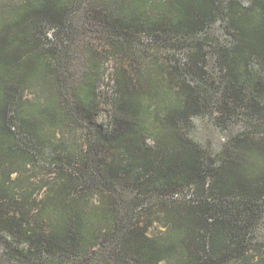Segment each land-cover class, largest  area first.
I'll use <instances>...</instances> for the list:
<instances>
[{
    "label": "trees",
    "instance_id": "16d2710c",
    "mask_svg": "<svg viewBox=\"0 0 264 264\" xmlns=\"http://www.w3.org/2000/svg\"><path fill=\"white\" fill-rule=\"evenodd\" d=\"M77 23L104 32L110 49L99 56L93 41L81 46L75 56L85 54L88 69L63 89L60 66ZM212 24L226 37L212 50L240 89L252 62L264 68V0H0V227L32 246L29 257L47 248L65 264H95L115 242L131 264H264L258 223L227 212L237 200L251 210L263 196L264 137L228 138L217 161L185 131L201 107L190 73L204 72L207 50L197 40ZM104 104L107 124L96 121ZM250 110L264 115V98ZM75 119L97 125V156L102 147L112 154L96 160L107 191L87 192L75 174L53 173L54 162L48 179L35 178L41 153L54 147L47 131ZM89 151L71 159L90 164ZM126 179L139 197L182 185L202 197L175 205L174 193L150 235L152 220L141 224L117 205L115 184Z\"/></svg>",
    "mask_w": 264,
    "mask_h": 264
},
{
    "label": "rangeland",
    "instance_id": "374dc122",
    "mask_svg": "<svg viewBox=\"0 0 264 264\" xmlns=\"http://www.w3.org/2000/svg\"><path fill=\"white\" fill-rule=\"evenodd\" d=\"M78 26L79 24L75 27L74 38L72 41H69L67 55L64 56L65 62L60 66L61 75L64 77L63 89L68 88L73 83L79 82L86 69H88L86 55L75 56V53L81 46L85 47L89 41H93V45L99 52V56L106 55L110 49L107 42H104L105 40L100 38L104 35V32L95 33V31L86 30L84 27ZM225 39L226 37L222 35L221 30L216 24L210 25L205 34L199 37V40L196 39L207 50L206 57L202 62L204 72L194 69L190 73V79L198 89L196 91L199 95L201 107L199 111L194 112L189 127L185 128L187 135L210 152L217 161H221L224 156L221 147L228 138L241 133L252 136L255 139L264 137V115L258 116L252 112L253 110H250L251 101L254 97L260 101L261 97L264 98V68H258L259 66L252 62L250 64L252 71L251 80L248 83L245 82L238 89L224 71L221 70L219 61L217 60L218 56L212 50V47L217 45L216 40L224 42ZM62 46L63 43L61 45L60 41V47ZM110 61L108 62L110 63ZM101 85H103L102 78L99 82V87ZM31 88L34 92L39 90L36 86ZM99 90H102V88ZM98 111L96 121L109 123L112 106L104 104ZM81 122V119L68 121L55 134L52 131H47L48 137L54 143V147L50 150H43L41 153L39 169L36 172L35 178L48 179L47 177L50 176L48 173L51 170V168L48 170V166L51 162H54L56 168L51 170L53 173L64 171L65 174H75L74 176L81 179L78 182V187L83 185L82 189H86L87 192L95 188L99 191L101 189L107 191V186L102 184L104 178L103 168L101 169L102 174L99 176L100 169L96 168V165H98L96 160H98L97 157L101 158L105 156L109 158L112 154L106 148L104 149L100 146L102 149H99V155H96L98 139L96 138L94 128L97 125L93 128L88 123L89 126L87 127L85 123ZM147 140L149 145H154L155 141L153 138L149 137ZM86 150H90L89 152L93 159L92 163L89 164L83 159L82 161L79 160V162L71 159L72 157L84 158ZM122 153L120 151L118 155L116 154L119 159L124 157L121 156ZM114 189L110 190H114V193L118 195L117 205L119 208H122L123 204L125 213L139 216L141 224L152 220L148 230L150 235L158 234L161 231L160 219L164 208L174 193L178 194V197L175 198L177 201L175 205H180V202L185 200L184 198L194 197L195 194L198 196L196 199L202 197L197 189L194 190V188L187 185L180 186L178 190H175L176 192L167 190L163 196L156 190H152L145 193L144 196L139 197L135 186L132 185V181L127 183V179L123 182L117 181ZM262 194L263 196L260 198H253V209L243 211L245 209L244 206H241L240 201L237 200L228 205L227 212L233 214L234 219L236 218L238 223H242L245 220H249V223L252 224L258 223L257 228L259 231L257 236L264 239V193ZM211 197L218 202L224 200L215 195ZM256 203L258 204L256 205ZM210 215L212 216V214ZM1 222H3V219ZM5 225L7 226V224ZM12 234L7 227H0V264H65L57 258L58 254H54L56 252L50 251L47 248L40 250L38 255L31 254L29 257L28 252L32 246L30 247L24 242L13 240ZM255 241L257 243L261 242L264 245V241L260 239H256ZM114 247L115 242L108 243V247L103 252L104 258L101 255L102 258L98 257L95 264H131L130 259L126 261L119 259V255H116ZM161 264H174V262L162 261Z\"/></svg>",
    "mask_w": 264,
    "mask_h": 264
}]
</instances>
